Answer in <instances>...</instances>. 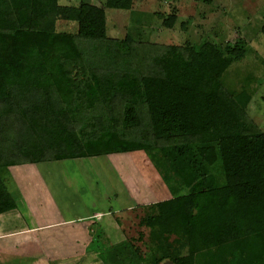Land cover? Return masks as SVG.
I'll return each mask as SVG.
<instances>
[{
    "label": "trees",
    "instance_id": "16d2710c",
    "mask_svg": "<svg viewBox=\"0 0 264 264\" xmlns=\"http://www.w3.org/2000/svg\"><path fill=\"white\" fill-rule=\"evenodd\" d=\"M132 5L0 0V215L17 209L10 167L139 151L170 195L141 220L163 245L146 264H264V133L222 83L244 47L108 39L105 9Z\"/></svg>",
    "mask_w": 264,
    "mask_h": 264
},
{
    "label": "rangeland",
    "instance_id": "374dc122",
    "mask_svg": "<svg viewBox=\"0 0 264 264\" xmlns=\"http://www.w3.org/2000/svg\"><path fill=\"white\" fill-rule=\"evenodd\" d=\"M80 2L103 7L104 0H58V5L78 7ZM159 15H175V26L172 29L165 28ZM105 16L106 35L108 39L115 41L128 38L129 43L135 44L183 46L189 43L198 47L203 44L214 45L222 49L228 46H243L244 58L230 66L223 76L222 83L228 91L240 92L245 89L248 92L251 97L248 105L249 117L264 133V0H133L130 11L105 9ZM55 32L74 37L77 35V25L74 22L57 20ZM90 48L95 47L87 43H81L79 46V49L86 52ZM82 61H78L77 57L74 59L78 65L76 70L82 68ZM116 157L120 161L118 167L136 179L135 186L137 181H140V189L149 191L147 185H150L155 190H152L154 195L149 196L151 199L160 198L158 189L164 191V195L169 194L159 175L157 176L152 166H149L150 160L147 159L149 164L146 163L143 152L117 154ZM37 166L44 174L43 178L59 207L70 206L69 215L81 213L84 207H93L91 204L95 201L104 210L112 206V220L119 217L121 222L122 240L116 242L118 247L113 246L108 250L110 244L96 241L97 232L88 234L92 238L91 247L93 246L94 250L87 253L88 256L83 259L75 258V264H146L156 257L155 254L162 252L160 247L163 245L154 242L150 229L141 224L142 218L152 213L151 208L138 207L134 200L129 199L128 187L119 179L109 157L66 160ZM149 173L152 176H149ZM144 180L147 185L143 183ZM14 184L9 178L6 188L9 194L16 198L20 191ZM141 195L144 200H149L148 195ZM128 199L129 206H134V210L126 213L124 206ZM69 230L70 228L67 231ZM64 231L65 228H61L41 233V236L45 237L42 247L31 244L10 249L0 243V260L5 258L4 260L11 261V264L73 262V255L86 252L79 249L87 235L78 234L79 239L76 240L80 243L75 244L73 232L66 235ZM171 240L168 242L167 251H171L174 246ZM64 259L67 260L62 262ZM169 263L171 262H164Z\"/></svg>",
    "mask_w": 264,
    "mask_h": 264
},
{
    "label": "crops",
    "instance_id": "0c3cea01",
    "mask_svg": "<svg viewBox=\"0 0 264 264\" xmlns=\"http://www.w3.org/2000/svg\"><path fill=\"white\" fill-rule=\"evenodd\" d=\"M116 155L117 154H110L106 155V157H109L112 160L119 179L128 187L129 199L134 200L133 202L136 203L135 205L141 208L148 207L154 203L170 198L169 194L164 195V191L158 189L157 192L160 193L159 197L162 198L155 197L154 199H151L149 196L154 195L155 190L152 189L150 185H147V181L145 180L143 183L147 185V188H150L149 191L140 189L139 185L142 184L140 181H137L135 186L134 180L136 179L133 178V175L129 176L127 171H123L121 170V167H118L120 161H118ZM145 161L149 164L147 157H145ZM45 163L52 162L23 164L9 168V178L14 181V185L20 192L19 196L15 198L17 209L0 215V243L2 245L4 244V247L10 249L18 247L23 248L31 244H36L38 247H42V242L44 243L45 237H42L41 233L61 228H65L64 233L66 235L73 232V241L75 244H77V242L80 243V241L76 240L79 239L77 238L78 234L87 235V238L83 239L82 246H80L79 249L86 252L73 255L72 259L74 261H70L68 264H75V258L83 259L88 256L90 251L94 250V247H91V243H93L92 238H90L88 234L92 235L97 232L96 241L98 240L101 243L110 244L111 246H109V248H112L113 246L118 247L116 242L119 239V242L122 240V226L121 222H119V217L114 221L112 220V218H114V208L109 206L110 208H108V210H104L102 206L94 201V203L91 204L93 207H84V211L81 213L74 214L73 216L69 215L70 206H63L64 208L59 207L51 193L50 187L46 184L45 179L43 178L44 174L37 166L38 164ZM150 165L151 164H149V166ZM29 167H31V169H28ZM148 175L152 176L151 173ZM148 175L145 176L148 177ZM152 190L154 192H152ZM143 193L145 196L148 195L149 200H144L142 198L141 194ZM129 199L126 206H124V212L126 213L134 210V206H129ZM60 208L63 210H60ZM69 228L70 230L67 231ZM52 241L53 240L51 239V243H53ZM25 258H27V256ZM4 259L0 260V264H9L11 262L9 259L10 262ZM66 260L67 259H64L62 262ZM57 264H61V262Z\"/></svg>",
    "mask_w": 264,
    "mask_h": 264
},
{
    "label": "water",
    "instance_id": "95a60500",
    "mask_svg": "<svg viewBox=\"0 0 264 264\" xmlns=\"http://www.w3.org/2000/svg\"><path fill=\"white\" fill-rule=\"evenodd\" d=\"M169 264H171V263H169Z\"/></svg>",
    "mask_w": 264,
    "mask_h": 264
}]
</instances>
